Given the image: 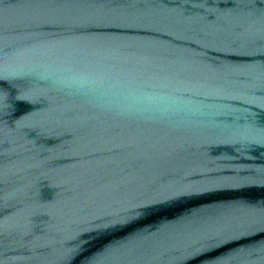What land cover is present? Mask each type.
Listing matches in <instances>:
<instances>
[{"label":"water","instance_id":"95a60500","mask_svg":"<svg viewBox=\"0 0 264 264\" xmlns=\"http://www.w3.org/2000/svg\"><path fill=\"white\" fill-rule=\"evenodd\" d=\"M0 264H264V0H0Z\"/></svg>","mask_w":264,"mask_h":264}]
</instances>
